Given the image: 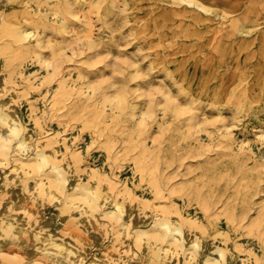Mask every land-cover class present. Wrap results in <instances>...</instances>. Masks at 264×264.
Listing matches in <instances>:
<instances>
[{
    "label": "rangeland",
    "instance_id": "374dc122",
    "mask_svg": "<svg viewBox=\"0 0 264 264\" xmlns=\"http://www.w3.org/2000/svg\"><path fill=\"white\" fill-rule=\"evenodd\" d=\"M12 1L11 32L0 22V127L6 130L0 131V167L21 159L25 189L47 179L65 196L60 207L71 199L97 209L95 195L67 190L62 174L14 150L30 131L36 144L70 155L85 184L103 179L111 205L130 195L147 207L150 220L137 228L169 210L200 247L151 226L147 236L160 245L198 254L208 249L207 264H224L220 248L232 264L246 257L264 264V0H55L64 17L52 8L42 21L37 11L46 0ZM86 20L97 30L94 47L84 42ZM9 105L23 124L18 132L4 119ZM46 207L49 216L54 204ZM65 218L61 234L82 247L88 232ZM101 219L109 234L125 222L117 215ZM6 234L0 264H22L29 255L24 244L41 242L29 229L18 234L9 227ZM151 249L150 262L168 255ZM61 251L44 248L28 261L57 264L51 253Z\"/></svg>",
    "mask_w": 264,
    "mask_h": 264
},
{
    "label": "bare ground",
    "instance_id": "6f19581e",
    "mask_svg": "<svg viewBox=\"0 0 264 264\" xmlns=\"http://www.w3.org/2000/svg\"><path fill=\"white\" fill-rule=\"evenodd\" d=\"M54 2L55 0H46V2H44L37 11L38 18L41 21L50 17L49 10L52 8H54L53 12L55 16L57 15V18L64 17L61 11V6L55 4ZM0 7H2L3 10L2 14L0 15V22L4 24L5 32H9V25H11L14 16H10V14L14 13V11L11 9H15L14 7H16V3L12 0H0ZM32 8L33 6H31V9ZM33 16H35L34 12ZM82 16L83 14L76 12V17L78 19L81 20ZM95 16L94 18L97 19V15ZM31 22L33 21L31 20ZM85 23L86 27L83 35L85 38L84 42L89 47H94L97 45V37L94 33L97 30L94 31L93 23L91 21L86 20ZM27 36L29 37V35ZM21 38H24L23 34L21 35ZM4 43L6 46L10 45V40L5 39ZM68 47L69 46H67V48ZM78 53L79 52L75 50L70 55L72 58H75ZM59 59L61 60V58ZM55 62L54 64L56 65L57 62ZM23 77L29 79L30 76L26 73H23ZM1 105L2 101L0 100V106ZM8 111L9 115L4 119L7 121L9 126H12L13 129L18 132L19 126L22 127L23 124L22 122L18 121L17 110L12 105H9ZM0 131L5 132L6 130L0 127ZM25 133L26 134L24 138H17L14 150L17 152H30L35 156L34 158L37 157L38 160L44 162L42 166L55 170L60 175L62 174L65 181H67L70 186V188L67 190L75 187L78 188V190L79 188H82L85 190V194L95 195L96 202H94L98 210L96 209L93 211L92 206L87 202L71 199L66 200L65 207H60L58 202L63 200L65 196H63V193H61L60 190L53 188L50 185L51 181L49 183V180L47 179L36 182L33 189H25L24 184L22 183L23 172H21L20 168L23 169L24 167H27V164L21 159L20 163L13 164L11 167H0V251H3L1 247L7 241L8 235L6 232H8V228L11 227L15 233L18 234H21L26 229H29L33 232V234H39L41 238V242L39 244L29 243V246L26 245L27 243L24 244L29 255L26 260L24 259V262L22 261V264H32V262H30L31 260H28L33 259L35 255H40L44 248H50L51 250L55 251L60 247L63 249L61 253H51V259L56 261L57 264H135L137 259L141 260L137 264L209 263V260H211V254L208 253V249L202 251L200 254L185 252L182 248H178V246L172 245L168 242L160 245V241H156L155 239L149 238L147 236L151 230L148 228L156 225L162 226L167 229V231L172 235V238L177 240L182 245L190 244L195 249H198L200 246H198L199 243L194 232L186 230L181 220L173 217L172 211H158L155 214L150 226L137 228L140 227V224H145L150 220L147 207H139L138 199H133L134 196L132 197L130 195H126L127 197L117 195V199L114 198L115 204L111 205V200L113 198L110 199V196L108 195L110 190L103 191L101 183L104 181L103 179L94 176L88 184H85L83 175L78 170V168L72 164V158L70 155H65L60 147L57 148V153L53 152V150L49 148H44L40 143L36 144L34 142V135L32 132L26 131ZM16 135L14 137H16ZM105 182L107 184L110 183L109 180H105ZM47 204H54L52 213L49 216H47L45 213ZM7 213H9L11 216H6L5 214ZM108 215H117L119 218H123L125 220L124 224L119 226L121 230L118 233H116L115 228L110 229V231L113 232L112 234L107 232L109 230H106V227L103 223L105 220H102L101 217ZM68 216L73 217L76 222L81 225L89 234V236L87 235V239L84 238L85 244L82 247L75 246L74 243L71 242V237L69 235L61 234V229L67 228V220L65 217ZM132 226L137 228L138 234H136V236L132 230ZM16 240L19 241L18 239ZM110 241H113L112 246H109V248L106 250L100 251L102 246L106 243L108 244ZM20 243L21 241H19V244ZM116 247L119 253L114 251L113 248ZM151 247H162L164 252L168 255L164 260L159 259L155 262H150V260L154 258V251L151 249ZM209 250L213 249L209 248ZM219 250L221 258H217L219 259L218 261L220 262L222 259L224 264H232V256H230L227 251L222 248ZM240 264L253 263L246 257L240 260Z\"/></svg>",
    "mask_w": 264,
    "mask_h": 264
}]
</instances>
